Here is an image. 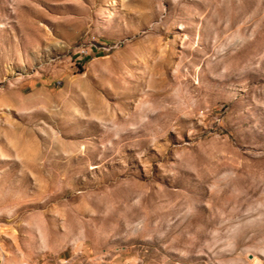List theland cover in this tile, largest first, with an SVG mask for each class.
<instances>
[{"label":"rangeland","instance_id":"rangeland-1","mask_svg":"<svg viewBox=\"0 0 264 264\" xmlns=\"http://www.w3.org/2000/svg\"><path fill=\"white\" fill-rule=\"evenodd\" d=\"M0 264H264V0H0Z\"/></svg>","mask_w":264,"mask_h":264}]
</instances>
